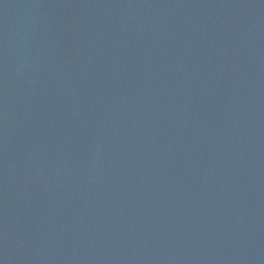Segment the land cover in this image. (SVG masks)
I'll return each mask as SVG.
<instances>
[{
    "label": "water",
    "instance_id": "obj_1",
    "mask_svg": "<svg viewBox=\"0 0 264 264\" xmlns=\"http://www.w3.org/2000/svg\"><path fill=\"white\" fill-rule=\"evenodd\" d=\"M0 264H264V0H0Z\"/></svg>",
    "mask_w": 264,
    "mask_h": 264
}]
</instances>
